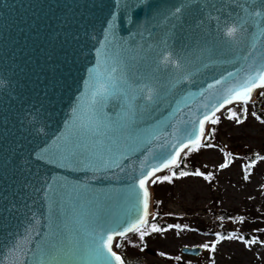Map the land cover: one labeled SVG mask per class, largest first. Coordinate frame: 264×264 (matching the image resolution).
I'll return each instance as SVG.
<instances>
[{"label": "water", "instance_id": "obj_1", "mask_svg": "<svg viewBox=\"0 0 264 264\" xmlns=\"http://www.w3.org/2000/svg\"><path fill=\"white\" fill-rule=\"evenodd\" d=\"M241 5L264 23V0H0V264H102L93 249L143 215L138 181L154 157L264 62V37L248 55L255 27L235 45L225 35ZM167 52L187 80L161 63ZM109 65L123 76L121 98L91 130ZM73 154L79 163L61 167Z\"/></svg>", "mask_w": 264, "mask_h": 264}, {"label": "rangeland", "instance_id": "obj_2", "mask_svg": "<svg viewBox=\"0 0 264 264\" xmlns=\"http://www.w3.org/2000/svg\"><path fill=\"white\" fill-rule=\"evenodd\" d=\"M249 109V117L242 125L223 118L220 124L215 125L212 143L217 145L216 148L201 149L185 159L187 166L184 168L193 166L195 171L211 172L210 181L189 175L173 177L171 183L164 181L150 185L152 214L159 212L156 224L164 225L163 228L170 224L187 225L199 231L172 229L153 233L145 238L147 246L144 251L126 239H118L123 246L117 254L125 259L126 264H264V245L259 243L264 240L261 236L264 231H255L264 229V162L257 163L250 170L252 174L247 180L242 168L257 154L264 155V126L251 115L252 105ZM228 151L233 153L235 163L220 169L219 165L225 161L224 152ZM237 216H244L245 222L241 224L229 219ZM219 217H224L223 221ZM232 232L245 239L260 237L256 244L250 246L241 240H224L216 245L214 253L202 248L204 253L198 258L180 254L183 247L211 245L217 238L214 233L227 235ZM129 238L143 246L135 234ZM177 256L179 260L175 259Z\"/></svg>", "mask_w": 264, "mask_h": 264}, {"label": "snow or ice", "instance_id": "obj_3", "mask_svg": "<svg viewBox=\"0 0 264 264\" xmlns=\"http://www.w3.org/2000/svg\"><path fill=\"white\" fill-rule=\"evenodd\" d=\"M128 6L127 4L125 5ZM242 11H244V16H239L237 14L236 19L231 20V24L227 26L225 35L231 38L233 45H235L240 37L248 31L249 27H255L256 31L251 34L252 51H249L248 55L252 56L253 51L255 50V42L256 40L264 37V23L257 18L262 17L261 12H248L247 9H243L241 5ZM181 9L177 8L176 12L179 13ZM115 23V22H114ZM225 24H228L226 21ZM161 63L165 66H171L175 70H177V83H181L188 79L187 75H181L180 70L182 69V63L179 58L173 56L172 52H167L161 59ZM115 65H109L103 75V83L101 87L96 90L95 103L93 105V113L90 116L89 120V128L91 130H99L101 127L107 126V121L109 118L107 117L104 109L107 106L110 99H120L121 98V90L123 87V76L122 74L117 76L113 75L116 73ZM228 77H232L235 80V74L232 72L228 73ZM100 79L99 76L96 77ZM120 81V83H118ZM221 80H216L215 84H221ZM213 85L209 84L208 88H212ZM143 90V89H142ZM228 95L224 98L221 103L214 105L210 112L202 113V116L198 118L199 127L193 128L192 132L188 133V139L178 146H174L175 150L170 153H160L158 156L154 157V159H158L160 163L155 167L149 168L147 172H145L142 177L139 179L138 184L140 189L143 190V194L141 197V201L143 203V215L138 217L134 222L129 224L127 228L109 234L107 236V241L101 243L99 246L93 249L95 256L102 261V264H112L114 260L116 264H126L124 258L117 254L116 251L113 250V242H115L116 247H122L123 245L117 239V237H124L129 243H132L135 247H140L141 251H144L146 248L145 238L150 236L153 233H161L167 232L172 229H178L180 231H199L198 229H191L187 225L180 224H170L166 228L160 227L158 224H153L149 220V216L152 215L153 219L157 217L149 212V184H156L157 182L163 183L164 181L172 182L173 177H177L178 173L174 169H180L179 176H198L203 177L205 180L212 179L211 172H202L200 170H196L194 172H186L183 171L182 165L186 167L184 164V160L193 152H200L201 149H212L216 148L217 145L212 143V140L215 137L216 128L215 125H218L222 122V118L228 121L234 122L238 125H242L246 119L249 117L250 103H254L255 95H259L260 97H264V62H260L251 68V71L248 72L242 81L237 82V84L231 88L227 89ZM126 95V93H124ZM147 99H153L152 89H147ZM231 106V107H230ZM119 107V105H117ZM127 110V120L128 122L133 121L135 117V112L131 109V107H126ZM227 112V115H225ZM252 116H256L255 112L251 113ZM259 118V117H258ZM264 123V119L261 120ZM115 126L123 128L125 125L122 121H112ZM212 125L213 127H208V125ZM154 138H156L154 136ZM131 144V143H130ZM130 144L128 147H130ZM223 151V149H221ZM233 153L231 151L224 152L225 161L219 165L220 169H225L230 166V164L235 163V160L232 159ZM241 159H244L241 157ZM67 163H61V167H67L68 164L71 163H79V160L76 159L75 154H73L72 159H68V157L64 158ZM264 162V155L257 154L255 159H251L249 162L242 165L243 171L245 173L244 179L247 180L248 177L252 174L251 169H253L257 163ZM205 167H207L205 165ZM165 170L169 171V175H158V173L164 172ZM221 221H223L224 217H219ZM229 219L234 222H238L243 224L245 222L244 216L230 217ZM222 226V225H221ZM255 231H264V229H256ZM135 234L137 239L140 242H143V246L135 243L129 238V234ZM204 235H208V233H203ZM217 237L216 240L209 245L208 243L196 245L194 247H200L207 249L210 252L217 251V244H220L224 240H241L246 246L254 245L258 242L257 238L252 237L250 239H245L243 236L238 235L236 232L229 233L227 235H223L221 233H214ZM101 241H104V236L101 234ZM260 244L264 245V240L259 241ZM47 244V241H45ZM106 247L107 255L103 251ZM55 246H51L49 250H54ZM15 250V249H14ZM160 255H164V253H160ZM176 260H179L180 257H175Z\"/></svg>", "mask_w": 264, "mask_h": 264}, {"label": "trees", "instance_id": "obj_4", "mask_svg": "<svg viewBox=\"0 0 264 264\" xmlns=\"http://www.w3.org/2000/svg\"><path fill=\"white\" fill-rule=\"evenodd\" d=\"M251 105H252L253 112L256 113V116H255L256 120L264 126V123L261 122V120L264 119V97H260L257 94L256 97L254 98V103H251ZM212 142H213V140H212ZM184 162H185V160H184ZM182 169H183V171H186V172H189V173L195 171V169L193 168V166H191L190 168H184V166L182 165ZM175 171H177V173H178L177 177H178L179 176L180 169H175ZM154 215L158 218L159 217V212L156 211ZM156 219H153L152 218L151 219V223H155ZM161 227L163 228L164 225H162ZM261 236L264 237V234L261 235ZM258 237H260V236H258ZM258 237H256V238H258ZM117 248L114 247V251H116L117 253H119L120 247H117Z\"/></svg>", "mask_w": 264, "mask_h": 264}, {"label": "flooded vegetation", "instance_id": "obj_5", "mask_svg": "<svg viewBox=\"0 0 264 264\" xmlns=\"http://www.w3.org/2000/svg\"><path fill=\"white\" fill-rule=\"evenodd\" d=\"M203 253H204V252H203ZM203 253H202V254H203ZM202 254H201V255H202ZM201 255H200V256H201ZM200 256H199V257H200ZM183 257H186V256H183ZM188 258H192V257H188ZM197 258H198V257H197ZM179 264H186V263H179Z\"/></svg>", "mask_w": 264, "mask_h": 264}]
</instances>
